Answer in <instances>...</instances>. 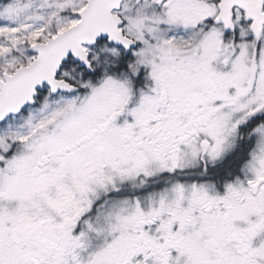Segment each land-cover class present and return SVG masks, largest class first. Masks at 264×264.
<instances>
[{
    "label": "snow or ice",
    "instance_id": "obj_1",
    "mask_svg": "<svg viewBox=\"0 0 264 264\" xmlns=\"http://www.w3.org/2000/svg\"><path fill=\"white\" fill-rule=\"evenodd\" d=\"M0 264H264V0H0Z\"/></svg>",
    "mask_w": 264,
    "mask_h": 264
}]
</instances>
